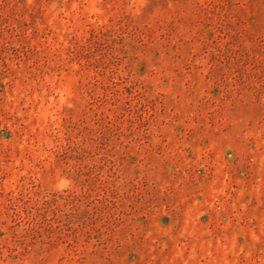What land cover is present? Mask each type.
<instances>
[{
    "label": "rangeland",
    "instance_id": "obj_1",
    "mask_svg": "<svg viewBox=\"0 0 264 264\" xmlns=\"http://www.w3.org/2000/svg\"><path fill=\"white\" fill-rule=\"evenodd\" d=\"M0 264H264V0H0Z\"/></svg>",
    "mask_w": 264,
    "mask_h": 264
}]
</instances>
